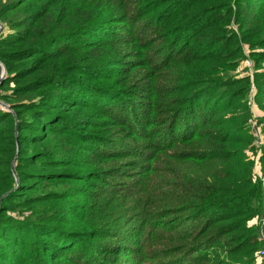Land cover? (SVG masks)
Returning a JSON list of instances; mask_svg holds the SVG:
<instances>
[{
	"label": "trees",
	"instance_id": "trees-1",
	"mask_svg": "<svg viewBox=\"0 0 264 264\" xmlns=\"http://www.w3.org/2000/svg\"><path fill=\"white\" fill-rule=\"evenodd\" d=\"M0 23V264H264V0H0Z\"/></svg>",
	"mask_w": 264,
	"mask_h": 264
},
{
	"label": "built area",
	"instance_id": "built-area-1",
	"mask_svg": "<svg viewBox=\"0 0 264 264\" xmlns=\"http://www.w3.org/2000/svg\"><path fill=\"white\" fill-rule=\"evenodd\" d=\"M1 73V77L4 76V74H6L5 69L2 68ZM253 132L255 134V143L258 145V147H260L263 144V134L260 125H258L256 122L253 124ZM259 241L261 243L259 257L264 260V214L262 216V220L259 226Z\"/></svg>",
	"mask_w": 264,
	"mask_h": 264
},
{
	"label": "rangeland",
	"instance_id": "rangeland-1",
	"mask_svg": "<svg viewBox=\"0 0 264 264\" xmlns=\"http://www.w3.org/2000/svg\"><path fill=\"white\" fill-rule=\"evenodd\" d=\"M246 52H247V55H248V50L247 49H246ZM247 61H249V62H247ZM254 64H255L254 60L251 57H247V58H245L244 60H242L240 62V64L238 65V67L236 69V73L237 74H241V75H246V74L252 75V73L254 71V67H255ZM2 68L5 69L4 65L1 64V62H0V73H1ZM238 70H240V71H238ZM259 117L260 116H258V119H259ZM255 119L257 120V118H255ZM256 146H257V148H260V147H258V145H256Z\"/></svg>",
	"mask_w": 264,
	"mask_h": 264
},
{
	"label": "water",
	"instance_id": "water-1",
	"mask_svg": "<svg viewBox=\"0 0 264 264\" xmlns=\"http://www.w3.org/2000/svg\"><path fill=\"white\" fill-rule=\"evenodd\" d=\"M1 26H2V25H1V23H0V28H1ZM1 74H2V73H0V77H1Z\"/></svg>",
	"mask_w": 264,
	"mask_h": 264
}]
</instances>
